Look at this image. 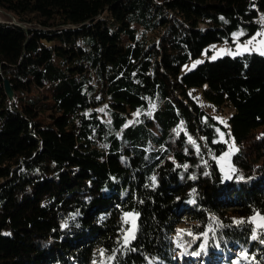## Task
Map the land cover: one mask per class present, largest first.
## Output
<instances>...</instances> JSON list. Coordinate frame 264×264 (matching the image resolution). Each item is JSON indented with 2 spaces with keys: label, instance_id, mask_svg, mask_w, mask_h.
I'll list each match as a JSON object with an SVG mask.
<instances>
[{
  "label": "trees",
  "instance_id": "16d2710c",
  "mask_svg": "<svg viewBox=\"0 0 264 264\" xmlns=\"http://www.w3.org/2000/svg\"><path fill=\"white\" fill-rule=\"evenodd\" d=\"M0 10V264H180L228 247L225 264H264L252 222L264 215V55L207 56L181 72L263 30L264 0ZM229 109L224 122L213 114ZM126 213L138 215L125 246Z\"/></svg>",
  "mask_w": 264,
  "mask_h": 264
},
{
  "label": "rangeland",
  "instance_id": "374dc122",
  "mask_svg": "<svg viewBox=\"0 0 264 264\" xmlns=\"http://www.w3.org/2000/svg\"><path fill=\"white\" fill-rule=\"evenodd\" d=\"M3 18L2 15V10H0V19ZM258 33H264V29L261 30ZM252 37H256V39L253 41L252 45H249V49L248 51H245L241 45H244L249 39H251ZM260 40H264V35L261 36H257V33L251 37H248L246 39L240 40L237 39L232 43H227V42H223V43H217L214 45V47L212 48V51L209 55H207L206 53V49H204L202 51V53L195 59L190 60L189 62L185 63L182 67H181V72H184L188 69H190L191 67H193V65H196V61H200L203 58L210 56V57H217L223 54H229V55H235L236 53H244V52H257L260 53L261 51H264V45H261L259 43ZM223 50V51H222ZM228 112L222 114L220 111H213L214 116L220 120V121H225V119L227 118L228 113L231 112V110H227ZM233 147L232 145H230L229 147H227V149L225 151H223L218 157H217V162L221 168V170L223 171H227L228 169H230V156L232 154L233 151ZM186 226V224H180L178 226V228H184ZM228 252H223L221 251L220 253H217L215 256L213 255H209V254H203V252L200 253V255H188L185 256L183 259L180 258L179 259V263L180 264H225L224 260L225 257L228 256V253L230 254L233 250L232 248L228 247ZM219 252V251H218ZM213 256V257H212Z\"/></svg>",
  "mask_w": 264,
  "mask_h": 264
},
{
  "label": "snow or ice",
  "instance_id": "6c2138e0",
  "mask_svg": "<svg viewBox=\"0 0 264 264\" xmlns=\"http://www.w3.org/2000/svg\"><path fill=\"white\" fill-rule=\"evenodd\" d=\"M233 35L238 37V36H240V35H243V33H242V32H241V33H234ZM261 35H264V33H257V36H261ZM255 39H256V37H252V38L249 39L244 45H241V47H242L245 51L250 50V49H249V45H252V44H253V41H254ZM259 43H260L261 45H264V40H260ZM222 51H223V50H222ZM229 54H232V53L229 52ZM236 54H240V53H236ZM260 54H261V55H264V51H261ZM213 59H215V57H213ZM200 62H201V61H196V63H200ZM193 66H195V65H193ZM153 107H154V105H153ZM221 135H223V133H221ZM237 150H238V149H235V147H233V151H237ZM185 167H187V165H185ZM233 171H235V170L233 169ZM227 178L230 179L231 177H227ZM152 179H153V181H155V177H153ZM240 179H243V177H240ZM137 215H138V214H133V213H126V214H125L126 217H131V218H132V221H133V227L130 228V229H128V230H127V233H126L125 236H124V245H125V246H126L127 244H129L130 241H131L132 239H135V231H134V228H135V216H137ZM257 217L259 218V221H260V223L257 224V228L264 229V215H262V214H260V213H257V214H256V217H253L252 222H255ZM214 219H215V218H214ZM127 222H128V220L126 219V220H125V223H127ZM237 223H243V221H237ZM64 226L67 227V224H65ZM181 231H183V230H181ZM208 231L214 233V230H213L211 227H209ZM188 234L191 235V232H189ZM202 235L205 237V241H204L203 244H201V250L206 251L207 244H208V240H207L208 232H204V233H202ZM257 238H258V237H257V235H256V230L254 229V230H253V236H252V239L255 240V239H257ZM261 243H264V239L261 240ZM178 246H179V245H178ZM217 246H219V245L217 244ZM101 254H103V252H101ZM193 255H197V256H198V255H200V253H199V252H195V253H193ZM242 255H244L245 258H246V253H242ZM109 258L111 259V257H109Z\"/></svg>",
  "mask_w": 264,
  "mask_h": 264
},
{
  "label": "water",
  "instance_id": "95a60500",
  "mask_svg": "<svg viewBox=\"0 0 264 264\" xmlns=\"http://www.w3.org/2000/svg\"><path fill=\"white\" fill-rule=\"evenodd\" d=\"M4 89H5V92L7 93V95L12 98L13 97V90L11 88V85H10L8 79L4 80Z\"/></svg>",
  "mask_w": 264,
  "mask_h": 264
}]
</instances>
